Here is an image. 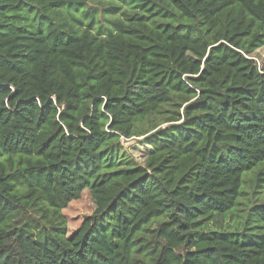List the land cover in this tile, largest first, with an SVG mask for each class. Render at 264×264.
Returning <instances> with one entry per match:
<instances>
[{
  "label": "trees",
  "instance_id": "1",
  "mask_svg": "<svg viewBox=\"0 0 264 264\" xmlns=\"http://www.w3.org/2000/svg\"><path fill=\"white\" fill-rule=\"evenodd\" d=\"M87 2L0 0V264H264V0Z\"/></svg>",
  "mask_w": 264,
  "mask_h": 264
},
{
  "label": "rangeland",
  "instance_id": "2",
  "mask_svg": "<svg viewBox=\"0 0 264 264\" xmlns=\"http://www.w3.org/2000/svg\"><path fill=\"white\" fill-rule=\"evenodd\" d=\"M86 5L90 12L93 11L95 15H98L99 22H101L102 27H105L107 25V21L104 17H112L109 15V12L106 11V0H88ZM251 57L255 59L258 66L261 67L264 64V46L256 50ZM121 146L123 148L121 153L134 159L138 163L143 162L145 155L148 152V146L144 144L143 136H134L128 139L123 138L121 139ZM251 189V185L249 184V188L247 189L248 194ZM260 195L261 193L257 196ZM94 211L95 205L88 191H84L79 199L70 202L67 208L62 211L67 218L68 234L70 235L74 232L81 225L83 220L88 216H91Z\"/></svg>",
  "mask_w": 264,
  "mask_h": 264
}]
</instances>
